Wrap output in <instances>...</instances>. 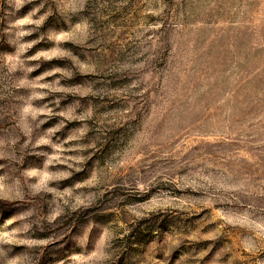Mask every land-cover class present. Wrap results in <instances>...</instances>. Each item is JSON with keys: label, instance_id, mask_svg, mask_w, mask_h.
<instances>
[{"label": "rangeland", "instance_id": "rangeland-1", "mask_svg": "<svg viewBox=\"0 0 264 264\" xmlns=\"http://www.w3.org/2000/svg\"><path fill=\"white\" fill-rule=\"evenodd\" d=\"M0 264H264V0H0Z\"/></svg>", "mask_w": 264, "mask_h": 264}]
</instances>
